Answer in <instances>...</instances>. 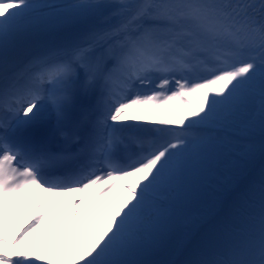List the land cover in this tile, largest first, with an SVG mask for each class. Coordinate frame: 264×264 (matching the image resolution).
<instances>
[{
    "label": "snow or ice",
    "instance_id": "1",
    "mask_svg": "<svg viewBox=\"0 0 264 264\" xmlns=\"http://www.w3.org/2000/svg\"><path fill=\"white\" fill-rule=\"evenodd\" d=\"M0 264H264V0H0Z\"/></svg>",
    "mask_w": 264,
    "mask_h": 264
},
{
    "label": "rangeland",
    "instance_id": "2",
    "mask_svg": "<svg viewBox=\"0 0 264 264\" xmlns=\"http://www.w3.org/2000/svg\"><path fill=\"white\" fill-rule=\"evenodd\" d=\"M55 223H56V227L59 228V231L56 232V235L59 236L58 238L63 239L64 235H65V233L67 231V227H66V222L63 221V214L62 213H59L56 216ZM20 224L21 223H20V219H19L18 213H17V215L13 214V216L8 221H6L5 230H4L3 234L6 237H8L10 235L12 236L13 233L20 227Z\"/></svg>",
    "mask_w": 264,
    "mask_h": 264
},
{
    "label": "bare ground",
    "instance_id": "3",
    "mask_svg": "<svg viewBox=\"0 0 264 264\" xmlns=\"http://www.w3.org/2000/svg\"><path fill=\"white\" fill-rule=\"evenodd\" d=\"M71 200H72L71 196L54 197L53 202L55 204L56 211H55V213L50 211L49 217H48L49 221H51L53 223L56 220V216L59 213H62L63 214V221L66 222V227H67L68 221H69L70 201ZM19 203H20V200L18 199L17 206L20 209ZM21 215H22V213L18 214L19 218L21 217ZM9 238H11V236ZM21 247H23V245H21Z\"/></svg>",
    "mask_w": 264,
    "mask_h": 264
}]
</instances>
